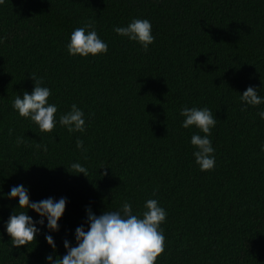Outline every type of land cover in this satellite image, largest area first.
<instances>
[{"label": "trees", "instance_id": "obj_1", "mask_svg": "<svg viewBox=\"0 0 264 264\" xmlns=\"http://www.w3.org/2000/svg\"><path fill=\"white\" fill-rule=\"evenodd\" d=\"M133 18L152 23L147 52L113 30ZM89 22L108 52L69 54L72 31ZM0 36V264L66 254L64 240L75 246V229L87 227L86 206L100 215L129 201L142 215L152 198L167 211L156 264H264V104L240 99L249 86L264 96V0H5ZM32 75L52 90L57 119L74 103L84 110V132H41L19 115L12 103L34 89ZM185 106L217 119L212 170L195 162L191 137L205 134L182 126ZM18 184L33 201L67 197L55 251L46 227L12 246L5 224L18 200L4 193Z\"/></svg>", "mask_w": 264, "mask_h": 264}, {"label": "clouds", "instance_id": "obj_2", "mask_svg": "<svg viewBox=\"0 0 264 264\" xmlns=\"http://www.w3.org/2000/svg\"><path fill=\"white\" fill-rule=\"evenodd\" d=\"M5 0H0V5ZM152 23L147 18H133L126 26H114L117 34L139 43L145 52L155 42ZM7 36H0V43ZM69 54L88 57L106 54L109 50L108 43L103 40L92 22L82 27L75 28L66 45ZM35 87L29 93L27 90L22 95H17L12 103L19 115L35 122L41 132H52L57 124L65 126L69 132H84L86 130L85 113L77 104L71 105V110L60 114L57 119L58 105L51 103L49 97L52 90L43 86L42 80L32 75ZM257 87L249 86L240 96L242 103L252 106L264 104V96L259 95ZM180 115L184 117L182 126L190 128L195 126L205 135L194 132L191 144L196 149L193 153L195 162L202 171L212 170L216 165L215 148L210 138L211 130L216 126L217 119L208 107H183ZM264 119V109L258 112ZM22 138H18L21 142ZM47 151V145L38 144ZM76 147L86 151L84 141L77 137ZM71 171L76 174L87 175V168L79 162L70 165ZM5 198L18 200V207L13 210L6 221L5 227L11 237L14 247L31 245L37 240L39 234L46 227L44 233L47 243L53 251L57 245L51 232L60 230V221L65 215L68 204L67 197H48L40 201L31 199L30 188L24 184L11 187L4 193ZM17 209H21L17 211ZM141 214L133 212V205L124 201L119 210L103 211L95 214L91 206H86V224L75 229V241L64 240L66 254L53 256L47 254V264H156L158 256L165 250V233L161 225L166 221L167 211L157 199H147ZM29 210H34L39 219L29 215Z\"/></svg>", "mask_w": 264, "mask_h": 264}]
</instances>
